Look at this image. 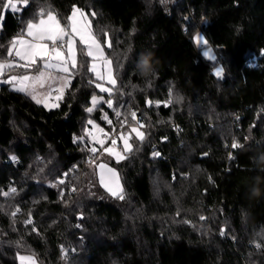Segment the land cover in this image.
Listing matches in <instances>:
<instances>
[{
	"label": "trees",
	"instance_id": "1",
	"mask_svg": "<svg viewBox=\"0 0 264 264\" xmlns=\"http://www.w3.org/2000/svg\"><path fill=\"white\" fill-rule=\"evenodd\" d=\"M74 8L116 86L111 95L96 87L83 44L56 109L0 79V264L20 255L39 264H264V0H29L4 15L0 62L24 64L8 52L41 11L69 29ZM149 54L154 71L142 75L137 64ZM35 70L16 66L1 78ZM90 120L131 134L132 150L111 161L123 199L94 170L112 141L88 162ZM137 124L143 140L130 131Z\"/></svg>",
	"mask_w": 264,
	"mask_h": 264
},
{
	"label": "snow or ice",
	"instance_id": "2",
	"mask_svg": "<svg viewBox=\"0 0 264 264\" xmlns=\"http://www.w3.org/2000/svg\"><path fill=\"white\" fill-rule=\"evenodd\" d=\"M28 2L29 0H19V3L23 4L24 7H27ZM4 7L10 8L14 12L20 10L18 3L14 2V0H7V4H5ZM77 14H79L81 19L84 18V13L81 12L79 9L74 8L73 14L69 18L72 21L71 32H68L66 31V29L60 26L59 22L56 20L55 16H53L51 12L45 14L43 11H41L38 23L29 22L27 24L26 35L27 37H30V39L26 40L23 38V36L18 37L12 42V46L8 52L9 56H12L14 54L16 57H19V59L24 61L25 63L22 65H16L15 63L10 61L0 63V76L4 74L5 69L16 66L29 68L30 66L35 65L38 60H44L45 69L51 68L57 72L65 74L59 77V80L62 81V87L55 89L56 92L60 93V95H58L56 98L61 99L63 95V88L67 87L68 83L70 82L72 72L77 67V56L74 40L75 35L78 33L80 42L87 46V55L93 60L90 71L96 73L98 80H106L109 85L113 86L112 88H107L104 87L102 83H97L96 87L99 88L101 92H107L109 93V95H111L113 88L116 85V80L112 76L110 62L103 58V53L101 52L100 45L91 35L90 26L87 23H85L83 27L78 26L79 21H77L76 19ZM93 15H95V13H93ZM66 37L67 39H65ZM48 42L51 43V47H49ZM196 42L198 44H207V40H205L202 36L199 35L196 37ZM204 55L209 59H216V57L212 55L211 49L205 50ZM98 61L102 62L103 66L107 69L106 73L104 71H97ZM221 71V69H217L216 75L219 76L221 74ZM41 77H43V73H41ZM30 80L31 77L27 75L21 77L11 76L4 82L13 84L14 86L19 84L21 85V87H18L16 90L26 91L28 89V82ZM37 102L39 103L40 101L38 100ZM97 102V98L93 97V107ZM107 103L109 107H112L113 102L111 99H109ZM168 103H171V100H169ZM93 107H89L87 110L91 112L93 110ZM117 115H119V113H117ZM131 115L133 119L136 118L135 112L131 113ZM92 123V121H89V124ZM93 127H95V125H93ZM140 127L142 128L143 125H140ZM131 131L135 132L140 140L144 139V134L138 131L137 128L133 127ZM120 139L124 141L125 151H131L132 146L128 143V137L121 134ZM100 143H103V141H100ZM112 144H116L115 139L112 140ZM238 146L239 145L236 143H233L232 145L233 148H236ZM90 151H92V149H90ZM106 151H108L109 154L117 155L118 159L120 158V155L115 152L114 148H108L106 149ZM158 155L159 153H154V156ZM13 159H15V157H13ZM100 167L103 168L104 166L101 165ZM101 183H105L103 176L101 177ZM15 191L16 190L12 188L9 190V192H5L4 195L7 196L10 193H15ZM109 191H111L114 196L118 194L111 188H109ZM119 198L123 199L124 197L123 195H119ZM17 211H19V209H17ZM13 215H15V213H13ZM27 223H31V220L29 219ZM21 259L23 260L24 258Z\"/></svg>",
	"mask_w": 264,
	"mask_h": 264
},
{
	"label": "rangeland",
	"instance_id": "3",
	"mask_svg": "<svg viewBox=\"0 0 264 264\" xmlns=\"http://www.w3.org/2000/svg\"><path fill=\"white\" fill-rule=\"evenodd\" d=\"M3 2H4V4H2ZM14 2L18 3V6H19L20 10L24 7L23 4L19 3V0H14ZM5 4H7V0H0V29H1V26H2V21L4 19V15H5L6 11L7 10H11L10 8H5L4 7ZM51 13H52L53 16H55L56 20L58 21V18L56 16V14L54 12H51ZM77 16H79V14H77ZM45 18H46V16H45ZM39 19L36 20V21H33V22L38 23ZM76 19H77V17H76ZM79 19H80L79 20L80 23H79L78 26L83 27L85 23H87L90 26V21H89L88 17L85 14H84V18L83 19H81L80 17H79ZM60 26H61V24H60ZM66 31L71 32V26H70L69 29H66ZM91 35H92V33H91ZM198 35L202 36L204 39H205V37H204V35L202 33H198L194 37V41L197 44V46L202 48L203 55H204V51L205 50L211 49L212 50V55L216 57L215 51H214V49L211 46H208L207 44L205 45L203 43L198 44L196 42V37ZM23 38L26 39V40L30 39V37H27V35L23 36ZM65 39H67V37ZM96 42L100 45L101 52L103 53V46L97 40H96ZM48 43H49V47H51V43L50 42H48ZM79 44H82V43L80 42L79 34L77 33L75 35V40H74V45H75V48H76V56H77V58H78V45ZM84 46H86V45H84ZM86 49H87V46H86ZM13 56H14L15 59H17V60H19L21 62H24V61L20 60L19 57H16L14 54H13ZM204 57L206 59L212 61V62H214L216 60V59H214V60L209 59L205 55H204ZM0 63H4V62H0ZM44 63H45L44 60H38L35 65L31 66V67H35L36 66L35 72L32 71V72H28L27 74H25V75L31 77V80L28 82V89L26 91H23V92L28 94L31 98L35 97L33 99L36 102L39 100L40 102L39 103L37 102L38 104L43 105L44 107H46L49 110H52V109H56V108L59 107V101L64 97V94H65L66 90L69 88V86L71 85V83L73 81V72H72L71 79H70V82L68 83L67 87L63 88L62 98L61 99H57L56 97L58 95H60V93L56 92L55 89L62 87V81L59 80V77L65 75V74L57 72V71H55L54 69H51V68L45 69ZM92 63H93V61H91V66H92ZM101 66H102V62L98 61L97 62V67H101ZM217 69H221L222 70L221 67H219ZM97 71H99V70H97ZM106 71H107V69L105 68L104 72L106 73ZM222 71H221V74H222ZM216 72H217V70H216ZM4 73H5V71H4ZM41 73H43V77H41ZM25 75H22V76H25ZM2 76H0V79H1V81L4 82L5 80L1 78ZM11 76H15V75H13V74L9 75V77H11ZM18 87H21V85H19V84L15 85V86L12 85V88L15 89V90ZM90 121H92L93 123L89 124V127L87 128V132H86L87 137L89 138V140L91 142L96 143L97 145L103 144V143H100V141H103V142L106 141V139H103V135H104V133H107V132L104 130V128H102L95 121H93V120H90ZM93 125H95V127H93ZM140 125L141 124H137V125L132 126L130 128V131H131V129L133 127H135V128L138 129V131L143 133V130L140 127ZM121 134L126 136V133H124L123 131H119V139H118V141H116V144L113 145L111 143L109 146L104 147V149L100 152V155H99V157L97 159V162L95 163V166H94V170L96 172V176H97V179H98L99 186L108 195H110L111 197H118L119 195H122L123 191H124V187H123V184H122L120 173H119V171L117 170L116 167L111 165V161H115L117 163L121 162L124 159L125 154L130 152V151H125L124 141L122 139H120V135ZM132 134L137 139H139L135 132H132ZM128 143L131 144V146L133 148V144H132V142L129 139H128ZM108 148H114L115 152L120 155V158L118 159L117 155L109 154V152L106 151V149H108ZM132 148H131V150H132ZM101 165H103L104 167L103 168L100 167ZM102 176H103L104 181H105V183H103V184L101 183V177ZM109 188H111L113 191H116L118 194L114 196L112 194V192L109 191ZM21 258H24V259L22 260ZM29 258H30V260H29ZM33 262H34V264H39L37 259L35 257H33V256L20 255L18 257V264H33Z\"/></svg>",
	"mask_w": 264,
	"mask_h": 264
},
{
	"label": "built area",
	"instance_id": "4",
	"mask_svg": "<svg viewBox=\"0 0 264 264\" xmlns=\"http://www.w3.org/2000/svg\"><path fill=\"white\" fill-rule=\"evenodd\" d=\"M117 113H119V115H117ZM122 118L123 117H122V114L120 112H115L114 113V120H122ZM108 121H109V123H111L113 120L109 118ZM123 121H124V123H127V120L126 119H124ZM103 139L111 140V141L113 139H115L116 141H118V139H119V133L114 132L112 135L109 134V133H104ZM90 149H92V151H90ZM90 149H89V156H88V160L89 161L88 162L90 164H94L96 162V157H97V152H98L97 144L92 142Z\"/></svg>",
	"mask_w": 264,
	"mask_h": 264
},
{
	"label": "clouds",
	"instance_id": "5",
	"mask_svg": "<svg viewBox=\"0 0 264 264\" xmlns=\"http://www.w3.org/2000/svg\"><path fill=\"white\" fill-rule=\"evenodd\" d=\"M137 69L142 75L152 74L153 68L151 67V56L145 55L137 64Z\"/></svg>",
	"mask_w": 264,
	"mask_h": 264
},
{
	"label": "crops",
	"instance_id": "6",
	"mask_svg": "<svg viewBox=\"0 0 264 264\" xmlns=\"http://www.w3.org/2000/svg\"><path fill=\"white\" fill-rule=\"evenodd\" d=\"M20 11V10H19ZM57 16V15H56ZM79 17L80 16H77V21H79L80 19H79ZM58 18V17H57ZM58 21H59V19H58ZM60 23V22H59ZM72 23V22H71ZM80 23V22H79ZM92 33V32H91ZM93 35V34H92ZM25 36V35H24ZM94 37V36H93ZM95 38V37H94ZM103 58H105L107 61H109L110 62V68H111V72H112V76H113V78L115 79V76H114V70H113V65H112V62H111V60H109L107 57H106V53H105V49H104V47H103ZM91 60H92V58H91ZM19 61V60H18ZM93 61V60H92ZM21 62V61H20ZM22 63H24V62H22ZM97 70H99V71H104L105 70V67L103 66V64H102V66L101 67H97ZM93 74L95 75V78H96V80H97V83H102L103 85H104V87H107V88H112L113 86L112 85H109L106 81H101V80H98L97 79V76H96V73H94L93 72ZM116 80V79H115ZM116 86V85H115ZM115 88V87H114ZM114 88H113V90H114ZM100 90V89H99ZM23 92V91H22ZM113 92V91H112ZM25 93V92H24ZM104 93H107V92H104ZM107 94H109V93H107ZM28 95V94H27ZM29 96V95H28ZM33 99V98H32ZM34 100V99H33ZM35 101V100H34ZM36 102V101H35Z\"/></svg>",
	"mask_w": 264,
	"mask_h": 264
},
{
	"label": "water",
	"instance_id": "7",
	"mask_svg": "<svg viewBox=\"0 0 264 264\" xmlns=\"http://www.w3.org/2000/svg\"><path fill=\"white\" fill-rule=\"evenodd\" d=\"M127 137H128V139H130V138H131V134H128V136H127ZM203 157H204V156H202V158H203Z\"/></svg>",
	"mask_w": 264,
	"mask_h": 264
}]
</instances>
